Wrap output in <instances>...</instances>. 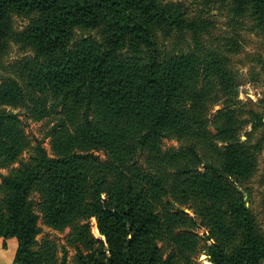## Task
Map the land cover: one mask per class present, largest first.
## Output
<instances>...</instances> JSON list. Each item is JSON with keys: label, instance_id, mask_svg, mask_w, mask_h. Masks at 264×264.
<instances>
[{"label": "trees", "instance_id": "16d2710c", "mask_svg": "<svg viewBox=\"0 0 264 264\" xmlns=\"http://www.w3.org/2000/svg\"><path fill=\"white\" fill-rule=\"evenodd\" d=\"M165 1L0 0V66L12 43L32 52L25 87L0 86V169H10L0 174V245H18L15 264H201L202 252L212 264H264L250 188L264 111L239 100L242 75L201 43L203 23ZM205 2L264 28V0ZM15 17L29 21L21 32ZM257 63L248 79L264 87ZM28 103L37 120L59 116L52 156L8 110ZM173 139L180 147L165 150ZM41 219L70 229L71 263L67 247L60 259L55 242L37 241Z\"/></svg>", "mask_w": 264, "mask_h": 264}, {"label": "rangeland", "instance_id": "374dc122", "mask_svg": "<svg viewBox=\"0 0 264 264\" xmlns=\"http://www.w3.org/2000/svg\"><path fill=\"white\" fill-rule=\"evenodd\" d=\"M165 2L173 4L174 6H182L190 18L203 23L204 32L201 36V43L207 48L221 49L231 58L233 69L242 75L241 82L243 85L238 89L239 100L243 102L252 101L253 104H249V108L262 113L264 108L261 107L258 101L263 97L264 87L261 83H251L248 79V74L251 67L257 66L258 60L264 61V28L256 25V22L253 20L242 22L239 18L234 16L229 6H225L228 8L209 6L206 4L205 0H166ZM28 24L29 21L27 19L14 18V30L16 32H21ZM177 43H179V40L173 38L166 42V47L171 50ZM194 46V40L192 35H190L187 37L186 43L183 44V48L188 50L192 49ZM31 55L32 52H25L21 49L19 44L12 43L10 52L5 56L0 66V86L15 80L25 87V69L22 63ZM31 107L32 109L34 108L33 104L28 103L25 106L15 109L8 107V110L19 116L23 122L24 130L33 144H35L36 140L42 141L48 154L52 156L51 138L48 136V133L57 122L59 116L54 114L45 119L37 120L31 115ZM221 108L220 105L214 107L210 114V121L213 120V115ZM210 129L214 132L213 126ZM242 139L246 140L245 134H242ZM179 147L180 144L175 139L164 141L165 150ZM95 154L99 155L102 160L106 159L102 151H97ZM29 157L30 154L25 153L22 159L27 161ZM18 166L19 164H15L13 167ZM9 170L10 169H0V174L8 175ZM1 181L2 179L0 178V182ZM250 188L252 190L251 200L253 207L264 224V149L259 156L258 171L250 184ZM182 210L190 216H194L193 211L188 207H184ZM39 225L42 228V232L37 237V241L41 242L43 239H48L55 242L59 246L58 257L60 259L63 257V252H61L62 250L60 247H67L68 262L71 263L76 252L69 248L66 243V237L70 233V229L64 232L56 231L45 226L42 219L39 221ZM91 232L96 239L104 240L99 233L97 221L94 218L91 220ZM196 232L199 236H204L208 231H206L205 228H198ZM212 242L213 241H209V243ZM208 259L209 256L206 252H202L198 256V262L201 264H212Z\"/></svg>", "mask_w": 264, "mask_h": 264}, {"label": "crops", "instance_id": "0c3cea01", "mask_svg": "<svg viewBox=\"0 0 264 264\" xmlns=\"http://www.w3.org/2000/svg\"><path fill=\"white\" fill-rule=\"evenodd\" d=\"M17 249L18 245L15 243L0 245V264H15Z\"/></svg>", "mask_w": 264, "mask_h": 264}]
</instances>
